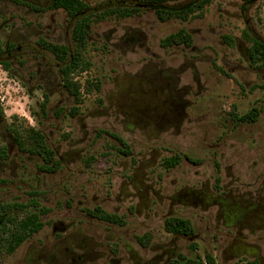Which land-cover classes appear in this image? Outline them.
<instances>
[{"label": "rangeland", "instance_id": "374dc122", "mask_svg": "<svg viewBox=\"0 0 264 264\" xmlns=\"http://www.w3.org/2000/svg\"><path fill=\"white\" fill-rule=\"evenodd\" d=\"M26 1L45 5L50 2ZM86 1L92 9L135 2ZM187 1L171 2L169 6H180ZM4 18L8 25H0V50L4 47L2 37L12 33L17 36L25 35L26 42H30L33 47L18 55V59L28 58L23 67L12 66L7 71L0 63V108L3 122L9 128L8 133L0 135V145L14 144L13 129L23 128L25 132L28 126H32L45 135L48 145L58 155L63 156V163L53 173L42 172L39 170V165L43 163L40 157L27 158V154L15 148L4 165L5 170L1 171L0 168V202L26 203L36 197L41 205L50 208V212L42 216L45 222L43 228L11 254L4 251L3 241L7 233L0 230V264H28V256H33L35 249L43 241L52 240L56 235L55 231L73 230L76 225L79 226L76 228L86 230L88 218L81 206L100 205L108 211L118 206V190L122 180L121 162L124 159L118 155L113 139L106 131H113L127 139L147 140L149 137L156 138V135L153 132L148 136L137 130L129 134L121 127L112 128L104 122L107 118L104 108L111 104V100L114 107L116 101L110 99V95L117 90L113 77L120 80L125 76L122 92L127 98L126 106L132 101V96L138 97L137 102L143 106L142 104L155 99L150 94L143 96L138 80L131 75L141 77L140 71L145 72L152 67L171 71L176 87L193 93L189 96L192 101L190 111L200 108L211 113L210 122L201 124L198 137L214 127L212 123L221 114H216V110L222 112L236 107L241 113L252 106L264 108V91L260 87L264 82V67L250 61L248 52L251 42L246 37L251 35L264 40V0H254L250 4H244L240 0H213L205 7L203 16L188 20L171 18L161 21L154 9L145 8L130 17L108 18L94 23L85 49V58L89 61L90 68L78 72L77 79L81 84L87 79H97L102 82V88L100 91H84L79 103L73 101L54 75L50 79L41 77L44 67H50L52 74L58 72L50 56L42 66L39 64L43 58L39 57L41 52L35 46L36 40L43 35L50 41L72 45V26L64 10L47 11L41 17L39 12L29 11L25 6L0 0V23ZM181 28L192 36L189 47L179 45L164 48L160 45L163 37ZM142 74L145 75L146 72ZM46 97L44 115L40 106ZM72 106L79 108L75 117L68 113ZM58 109L61 110L59 115L56 113ZM222 116L224 117V113ZM220 130L221 127L215 131L214 136ZM257 131L264 132V111L257 119V125H254V132ZM256 136L260 137L259 134L254 135L255 138ZM198 137L188 145L183 132L177 135L170 132L161 134L162 139L178 140L174 146L177 149L188 150L193 146L195 149L192 151L190 148V153L198 155L196 150L200 149L199 155H207V150L201 149L203 144L197 141ZM237 138L238 140H234L239 141L240 138ZM252 145L255 147V142ZM134 149L138 151L140 146H135ZM92 156L93 159L90 160ZM157 170L161 171V168L158 167ZM37 210L39 207L30 206L28 212ZM24 214L18 209L0 214V228L7 230L8 226L11 227L8 220L21 218ZM134 218V215H130V220L120 233L139 230L140 224ZM95 223L96 221L91 224ZM150 223L158 239L166 236L161 220ZM194 223L196 229H199L196 221ZM55 224L58 226L57 230L54 229ZM90 229H96L98 234L116 233L106 231L104 225L99 223ZM195 244L200 249L206 245L199 241ZM218 262L232 264L223 256Z\"/></svg>", "mask_w": 264, "mask_h": 264}, {"label": "flooded vegetation", "instance_id": "af4514ba", "mask_svg": "<svg viewBox=\"0 0 264 264\" xmlns=\"http://www.w3.org/2000/svg\"><path fill=\"white\" fill-rule=\"evenodd\" d=\"M4 1L16 6H25L29 11L39 12L41 17L47 11L59 9L67 14L72 26L70 31L72 45L50 41L43 35L36 40L35 46L41 52L39 57L43 58L39 64L42 66L50 56L58 72L52 74L50 67H44L41 77L50 79L54 75L69 94L63 85L64 63L39 44L38 40L42 38L50 43L66 45L71 55L74 50L72 31L76 15L71 16L63 8H50L52 0L47 5L26 0ZM91 10L89 6L87 12ZM6 22L8 21L4 18L0 25ZM93 25L92 23L87 34L88 42ZM2 39L4 47L0 50V63L7 61L9 66L6 70L9 71L12 66L14 68L26 65L28 58L18 59L23 50L28 51L33 47L30 42H26V36L12 33L6 34ZM4 53L6 55L3 56ZM145 72L140 71L141 77L131 76L138 80L141 94L143 96L150 94L155 101H148L140 106L137 102L138 97L132 96L130 97L132 101L126 106L127 98L122 92L125 76L120 80L113 77L117 90L110 95V99L116 101L114 107L111 100L112 105H107L103 110L107 116L104 122L112 128L121 127L129 134L137 130L148 136L153 132L156 135V138L149 137L147 140L127 139L121 138L113 131H106L113 139L118 155L124 159V162H121L122 180L118 190V206L110 211L100 205L81 206L88 218L86 230L76 228L79 227L76 225L73 230L55 231L56 235L52 240L43 241L41 246L35 249L34 255L28 256V264H174V261L205 259L207 256L213 258L217 264L221 256L225 260H230L232 264L239 261H256V264H264V132H254V125H257V119L263 114L264 108L252 106L241 113L236 107L222 112L216 110V114H221L215 123H212L214 127L198 137L200 128L202 129L201 124L210 122L211 113L200 108L197 111H190L192 101L189 100V96L193 93L177 88L171 71L152 67ZM77 78L75 75V79ZM99 82L101 90L102 82ZM255 107L259 110L256 119L250 115ZM3 121L0 113L1 136L9 132L6 122ZM219 127L220 133L214 136ZM164 132H170L172 135L183 132L186 140L184 141L188 145L198 137L197 141L203 144L201 149L207 150L208 154L199 155L200 149L196 150L198 155L190 153V150L195 149L193 146L188 150L177 149L174 146L178 140L162 139L161 134ZM255 134H259L260 137L255 138ZM237 137L240 138L239 141H236ZM12 141L14 143L12 145H0L1 171L5 170L4 165L12 156L14 149L20 150L14 138ZM252 142H255V147L251 146ZM138 145L140 149L137 151L134 147ZM52 150L60 167L63 156L58 155L55 149ZM22 152L28 155L27 158L38 156L42 160L39 155L23 150ZM40 166L39 170L45 172ZM158 167L161 171L157 170ZM29 207H26V212ZM96 210L107 213L109 218H99L94 214ZM49 212L50 208L47 213L39 214L43 226L45 222L42 216ZM130 215H134V221L139 222V230L120 233L130 220ZM171 218L189 221L192 232L168 230L166 221ZM157 219L163 222L166 235L159 239L150 223ZM94 221L95 224L104 225L106 231L116 233H96V229H90L95 225L91 224ZM195 221L199 229H196ZM54 229H58L56 224ZM196 241L206 245L200 249L195 244Z\"/></svg>", "mask_w": 264, "mask_h": 264}, {"label": "trees", "instance_id": "16d2710c", "mask_svg": "<svg viewBox=\"0 0 264 264\" xmlns=\"http://www.w3.org/2000/svg\"><path fill=\"white\" fill-rule=\"evenodd\" d=\"M17 1V0H16ZM135 2L129 4H113L107 5L102 8H94L89 10V4L85 0H52L50 8H63L71 16L76 15L75 25L72 31V38L74 43V50L72 54H69V48L66 45H58L43 40H38V43L43 45L48 51L53 53L58 59H60L64 65L62 67V73L64 74L63 85L69 92L73 101L79 103L82 100V93L91 92L92 90H100V82L97 79L85 80L83 84L75 79L80 71H85L90 68L89 61L85 58V48L87 46V34L90 26L93 23L100 22L108 18H126L137 14L139 11L145 8H152L156 16L161 21H166L171 18L180 20H188L190 18L203 16L204 9L213 0H188L186 3L180 6H169L171 2H177L179 0H134ZM244 4H250L254 0H240ZM246 35V34H245ZM228 36H225L227 38ZM251 42V46L248 52L249 59L252 63L258 66L264 67V40L246 35ZM229 39V38H228ZM192 43V36L190 33L181 28L176 32L170 33L160 40V45L164 48H170L173 46L184 45L189 47ZM6 69L9 64L7 61L2 62ZM264 91V82L260 86ZM47 97L41 103L40 109L43 114H46ZM60 109L56 111L57 115L60 113ZM78 106H72L69 110V114L74 117L78 114ZM0 113L2 109L0 108ZM259 110L255 107L250 115L256 119L258 117ZM14 139L19 146L20 150L27 151L33 155H39L42 157L43 163L40 169L45 172H52L59 168V161L54 158V152L48 145L45 135L32 126H28L24 132L23 128L13 129ZM116 138L118 136L114 135ZM128 149V147H126ZM93 159V156L89 158ZM86 163H89L88 161ZM27 206L39 207V210L34 212H26ZM11 209H18L25 212L21 218L8 220L11 223V227H1L2 233H7L3 241L4 251L7 254L13 253L26 239L38 232L43 222L40 220L39 214L47 213L49 208L41 205L39 200L34 197L27 203L23 202H0V214L6 213ZM99 218H109L107 213L96 210L94 212ZM166 227L170 231L174 232H192V226L189 221L180 218H171L166 221ZM174 264H217L215 260L209 256L205 259L198 260H181L174 261ZM236 264H256V261H239Z\"/></svg>", "mask_w": 264, "mask_h": 264}]
</instances>
